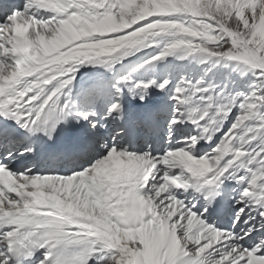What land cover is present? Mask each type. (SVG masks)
Returning <instances> with one entry per match:
<instances>
[{
	"label": "snow or ice",
	"instance_id": "1",
	"mask_svg": "<svg viewBox=\"0 0 264 264\" xmlns=\"http://www.w3.org/2000/svg\"><path fill=\"white\" fill-rule=\"evenodd\" d=\"M0 264H264V0H0Z\"/></svg>",
	"mask_w": 264,
	"mask_h": 264
}]
</instances>
